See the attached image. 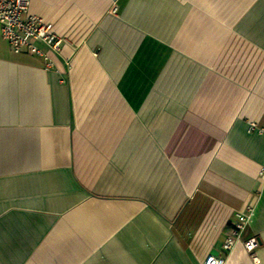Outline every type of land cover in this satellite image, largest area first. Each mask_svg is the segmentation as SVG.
<instances>
[{"label": "crops", "instance_id": "1", "mask_svg": "<svg viewBox=\"0 0 264 264\" xmlns=\"http://www.w3.org/2000/svg\"><path fill=\"white\" fill-rule=\"evenodd\" d=\"M30 6L64 41L0 31V264H202L249 206L264 264V0Z\"/></svg>", "mask_w": 264, "mask_h": 264}, {"label": "built area", "instance_id": "2", "mask_svg": "<svg viewBox=\"0 0 264 264\" xmlns=\"http://www.w3.org/2000/svg\"><path fill=\"white\" fill-rule=\"evenodd\" d=\"M30 5L31 0H0L1 36L12 53L42 58L50 67L52 65L50 56L60 51L64 39L56 34L52 23L45 22V19L36 15L33 16L30 13ZM252 128H255V125ZM261 132H264V129ZM261 175L264 177V169ZM253 212V206H249L245 212L236 213L222 243L224 257L209 254L202 264H227V257L240 243L248 253L255 256L259 240L256 237H245ZM249 245L252 246L251 249Z\"/></svg>", "mask_w": 264, "mask_h": 264}, {"label": "clouds", "instance_id": "3", "mask_svg": "<svg viewBox=\"0 0 264 264\" xmlns=\"http://www.w3.org/2000/svg\"><path fill=\"white\" fill-rule=\"evenodd\" d=\"M251 245H249V249H251ZM256 264H260L259 260L256 261Z\"/></svg>", "mask_w": 264, "mask_h": 264}]
</instances>
